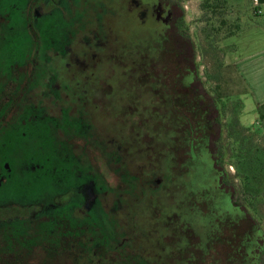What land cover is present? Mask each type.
Segmentation results:
<instances>
[{
    "label": "flooded vegetation",
    "instance_id": "af4514ba",
    "mask_svg": "<svg viewBox=\"0 0 264 264\" xmlns=\"http://www.w3.org/2000/svg\"><path fill=\"white\" fill-rule=\"evenodd\" d=\"M180 23V0H0L1 256L93 264L132 248L163 185L156 112L189 88L147 83Z\"/></svg>",
    "mask_w": 264,
    "mask_h": 264
},
{
    "label": "trees",
    "instance_id": "16d2710c",
    "mask_svg": "<svg viewBox=\"0 0 264 264\" xmlns=\"http://www.w3.org/2000/svg\"><path fill=\"white\" fill-rule=\"evenodd\" d=\"M200 10L210 36L230 39L243 31L238 21L227 18L228 0H203ZM189 31L180 23L178 33L169 29L163 35L162 81H147L189 86L177 107L169 99L156 112L161 120L155 132L163 137L149 142L147 159L148 164L161 163L163 185L145 195L146 220L138 225L132 248L101 252L93 264H264V227L254 216L264 200V147L256 139L264 131L258 127L244 137L236 119L226 123L224 99L241 97L239 106L244 107L248 90L234 65L223 64V86L208 89L199 77ZM232 74L240 91L229 87ZM257 111L263 123L264 104ZM174 150L177 157L172 160ZM100 244L107 245L101 238ZM13 255L6 251L0 260L26 264V254Z\"/></svg>",
    "mask_w": 264,
    "mask_h": 264
},
{
    "label": "rangeland",
    "instance_id": "374dc122",
    "mask_svg": "<svg viewBox=\"0 0 264 264\" xmlns=\"http://www.w3.org/2000/svg\"><path fill=\"white\" fill-rule=\"evenodd\" d=\"M203 0H183L182 4L185 6L186 11V23L190 29V35L194 40L197 48V62L199 65V77L207 81V88L214 89L217 86H223V78L219 72L220 65L233 66L234 55V38L221 39L215 36H210L209 24L202 22V11L200 5ZM228 16L231 22H237L241 25L244 31L248 30L252 24L263 25V19L260 16L253 15V9L250 4V0H228ZM206 37H211V40H207ZM213 41V43H211ZM261 64V63H260ZM236 75V74H235ZM232 74L230 88L236 89L238 78ZM235 83V84H232ZM235 85V86H234ZM235 87V88H234ZM245 87H247L245 85ZM254 91L251 92V96L243 99L247 108L239 106L241 97H235L230 99H224L226 102V123H231L234 119L239 122V133L242 136L247 137L251 135L256 128L264 131V122L259 121L258 111L256 104L261 103L264 100V90H257L253 87ZM243 89H241L242 92ZM257 100V102H256ZM264 103V102H263ZM242 127V130L240 129ZM253 141L255 140L252 138ZM258 144L264 147V133L256 136ZM231 173L235 172L234 168H229ZM254 216L261 221L264 227V200L259 202Z\"/></svg>",
    "mask_w": 264,
    "mask_h": 264
},
{
    "label": "crops",
    "instance_id": "0c3cea01",
    "mask_svg": "<svg viewBox=\"0 0 264 264\" xmlns=\"http://www.w3.org/2000/svg\"><path fill=\"white\" fill-rule=\"evenodd\" d=\"M250 4L256 15L262 17L264 25V0H250ZM234 41L233 65L248 90L243 100L252 95L253 87L264 90V26L252 24L247 31L236 35ZM260 102L257 108L264 104V100ZM244 107L247 108L245 102Z\"/></svg>",
    "mask_w": 264,
    "mask_h": 264
}]
</instances>
